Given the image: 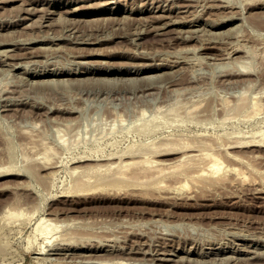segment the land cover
<instances>
[{
	"label": "rangeland",
	"instance_id": "1",
	"mask_svg": "<svg viewBox=\"0 0 264 264\" xmlns=\"http://www.w3.org/2000/svg\"><path fill=\"white\" fill-rule=\"evenodd\" d=\"M0 52V264H264V0H0Z\"/></svg>",
	"mask_w": 264,
	"mask_h": 264
},
{
	"label": "bare ground",
	"instance_id": "2",
	"mask_svg": "<svg viewBox=\"0 0 264 264\" xmlns=\"http://www.w3.org/2000/svg\"><path fill=\"white\" fill-rule=\"evenodd\" d=\"M159 7V6H158ZM166 8V7H165ZM113 9V8H112ZM158 9V8H157ZM162 9V8H161ZM164 10V9H163ZM169 10V9H168ZM167 10V11H168ZM155 11V10H154ZM164 12H166V11H164ZM30 13H32V12H30ZM162 13V12H161ZM50 14V13H49ZM158 15V14H157ZM160 15V14H159ZM162 15V14H161ZM166 15V14H165ZM46 16V15H45ZM163 16V15H162ZM167 17V16H166ZM160 18V17H159ZM165 18V17H164ZM158 19V18H157ZM161 19V18H160ZM171 19V18H170ZM169 19V20H170ZM44 20V19H43ZM168 20V21H169ZM179 21V20H178ZM162 22V21H161ZM164 22V21H163ZM171 22V21H170ZM168 23V22H167ZM171 23H173V22H171ZM162 25H164V27H165V24L163 23ZM161 26V25H160ZM167 27V26H166ZM30 39V38H29ZM6 43V42H5ZM23 43H25V42H23ZM12 43H10V45H11ZM13 44H14V42H13ZM4 45V44H3ZM5 51H7V50H5ZM4 51V52H5ZM1 52H3V51H1ZM0 52V53H1ZM6 53H9L8 51L6 52ZM5 53V54H6ZM2 54V53H1ZM4 54V53H3ZM7 56V55H6ZM9 57V56H8ZM8 57H6V58H8ZM13 57V56H12ZM4 58H5V56H4ZM3 58V59H4ZM11 58V57H10ZM29 61V60H28ZM8 62V61H7ZM21 62V61H20ZM27 62V61H26ZM23 63V62H22ZM6 64V63H5ZM12 64H15V63H12L11 62V65ZM16 66L18 65V64H15ZM10 67V66H9ZM21 67V66H20ZM13 68V67H12ZM11 70V69H10ZM23 70V69H22ZM22 70L20 69V71L22 72ZM25 70V69H24ZM121 70V69H120ZM19 71V72H20ZM26 71V70H25ZM43 71V70H42ZM94 71V70H93ZM40 72V71H39ZM50 72V71H49ZM81 72V71H80ZM23 73H24V71H23ZM35 73V72H34ZM29 74V73H28ZM256 98V97H255ZM255 98H253V99H255ZM259 100H260V98H259ZM249 102H251V101H249ZM259 102H261V101H258L257 99H255V100H253V102H252V104H253V106L251 105V103H250V105L253 107V108H255V107H257V109H258V107L259 106H257L258 105V103ZM263 105V104H262ZM255 106V107H254ZM261 107V106H260ZM258 111H259V109H258ZM258 111H255V109H254V111L253 112H255V113H257ZM146 124H148V123H146ZM145 124V125H146ZM148 126V125H147ZM146 126V127H147ZM264 130H261V131H259V132H263ZM261 135V134H260ZM259 135V136H260ZM262 135H263V133H262ZM256 136V135H255ZM246 140V139H245ZM202 143H204V140L202 141V140H200ZM247 141V144H249V141L251 142V141H253L252 143H250V145H255V144H264L262 141H264V139L261 137V138H253V139H250V140H246ZM246 141H243V140H241V141H239V142H246ZM260 142V143H259ZM206 143V142H205ZM172 144H174V143H172ZM171 143H170V146L172 145ZM187 145V144H186ZM185 145V146H186ZM195 145H197V144H195ZM201 145V144H200ZM212 145V144H211ZM211 145H210V147H211ZM170 146H168L167 147V149L170 147ZM192 146H194V145H192ZM202 146V145H201ZM188 147V146H187ZM195 147V146H194ZM228 147V146H227ZM229 147H230V145H229ZM172 148V147H171ZM191 148V147H190ZM199 148H202V147H199ZM198 148V149H199ZM192 149V148H191ZM137 150H139V151H141V152H143V151H146V148H143V147H141L140 149H137ZM184 150V149H183ZM182 150V151H183ZM202 150V149H201ZM186 151H187V149H186ZM189 151H191V150H189ZM204 151V150H203ZM148 152V151H147ZM173 152V151H172ZM200 152V151H199ZM191 153H193L192 151H191ZM163 154H165V153H163ZM184 154V153H183ZM189 154V153H188ZM194 154V153H193ZM202 154H204L205 155V157L206 156H210V153L209 152H201L199 155H202ZM213 154V153H212ZM198 155V154H197ZM197 155H195L194 154V156H187L188 157V161L187 160H185L184 159V157L182 158L181 156V160H183V161H181V162H178L179 163V165H180V167H181V165H184L182 168H181V170L179 171V170H177V171H175L177 168V166L175 167L176 169L174 170L176 173H178V174H185L186 172L188 173V171H191L190 170V168H193V167H195L196 168V166H194L195 164H193L192 166L193 167H189V165H187L188 167H185V165L186 164H189L190 162H192V161H194L195 160V158L194 157H196ZM198 155V156H199ZM204 155H202V156H204ZM127 156V155H126ZM185 156H186V154H185ZM198 156L196 157L197 159H198ZM202 156H200L201 158H202ZM145 158H143V159H141V160H139V161H136V160H125L124 159V157L123 156H121V157H119V166L118 167H116V170H115V172H117V176H114L112 179H114V182L115 183H124L125 181H129V183H137V182H142V178H144V179H146V180H148V181H153V180H156L157 178H159V177H163V176H165V175H167L166 173V168H169L170 166H173V165H175L176 164V161H175V163H173L174 162V160L172 161V163L168 160V162H167V160H165V159H155L154 160V158L152 159V158H150V157H148V156H144ZM152 157H154V156H152ZM211 157V156H210ZM209 157V158H210ZM132 158V157H131ZM210 159H212V164H211V166H216V167H218L216 170H214V171H212V173H210L209 175L206 173V171H205V168H198V169H196V170H198V174H197V176H200L201 178L202 177H206V175H208V177L210 176V178L209 179H207L208 181H209V183H210V181H212L213 180V182H217V181H220V180H222L221 179V174H220V172H219V170H220V162H219V159L216 157V156H213V157H211ZM177 160V159H176ZM204 160V159H203ZM179 161V160H178ZM188 162V163H183V162ZM200 161V160H199ZM142 163V162H147L148 164H140L139 166H137V167H135V168H132V165H136V163ZM195 162V161H194ZM193 162V163H194ZM204 162H205V160H204ZM210 162V161H209ZM155 163V164H154ZM200 163V162H199ZM204 164V163H203ZM134 165V166H135ZM138 165V164H137ZM198 165V164H197ZM202 165V164H201ZM205 165V164H204ZM109 166V165H108ZM133 166V167H134ZM203 166V165H202ZM130 167H131V169H130ZM106 168V170L107 171H109L108 169V167H105ZM172 168L173 167H171V170H172ZM178 169H179V167H178ZM206 169H208V168H206ZM172 170V171H173ZM195 170V171H196ZM211 170V169H210ZM75 171V170H74ZM105 170H103V172H104ZM106 171V172H107ZM219 172V173H218ZM169 173V172H168ZM175 173V174H176ZM189 173H191V172H189ZM172 174V173H171ZM170 174V175H171ZM174 174V173H173ZM175 174L174 175H172V176H175ZM191 174H193V173H191ZM177 175V174H176ZM187 175H189V174H187ZM108 176H111L110 174H108ZM169 176V175H168ZM179 176V175H178ZM184 177H185V175H183ZM177 177V176H176ZM181 177V176H180ZM190 177V176H189ZM191 177H192V175H191ZM185 178H187V177H185ZM207 178V177H206ZM206 178H204L205 180H206ZM125 180V181H124ZM206 180V181H207ZM207 181V182H208ZM74 182H75V186L77 187V188H79V187H81V186H83V185H85V182H84V180H82V178H79V177H77L75 180H74ZM206 182V183H207ZM212 182V183H213ZM208 184V183H207ZM152 214V213H151ZM155 214V213H154ZM157 214V213H156ZM47 220L46 219H42L41 221H40V223H39V225H41V226H43L44 225V223L46 222ZM52 223H47L45 226H46V228L44 227V229L46 230V232H50V230H51V227H50V225H51ZM43 230V229H42ZM51 241V240H50ZM263 244V243H262ZM264 245V244H263ZM242 246V245H241ZM253 246V245H252ZM185 247V246H184ZM243 247H245V246H243ZM248 247H250V245L248 246ZM259 247V246H258ZM252 248V247H251ZM257 248V247H256ZM53 249V248H52ZM164 249V248H163ZM177 249V248H176ZM240 249H242V248H240ZM250 249V248H249ZM260 249V248H259ZM50 250H51V248H50ZM95 250V249H94ZM235 250V249H234ZM248 250V249H247ZM59 251V250H58ZM131 251V250H130ZM184 251H186V250H184ZM197 251V250H196ZM204 251H206V250H204ZM237 251V250H236ZM250 251V250H249ZM256 251V250H255ZM257 251H259V250H257ZM50 252V251H49ZM48 252V253H49ZM51 252H53V251H51ZM57 252V251H56ZM60 252V251H59ZM168 252V251H167ZM171 252V251H170ZM208 252V251H207ZM220 252V251H219ZM234 252V251H233ZM240 252V251H239ZM245 252V251H244ZM156 253V252H155ZM174 253V252H173ZM193 253V252H192ZM201 253V252H200ZM222 253V252H221ZM230 253V252H229ZM57 254V253H56ZM214 254V253H213ZM218 254V253H217ZM258 254V253H257ZM216 255V254H215ZM232 255V254H231ZM235 255V254H234ZM252 255V254H251ZM250 255V256H251ZM255 255H256V253H255ZM254 255V256H255ZM259 255V254H258ZM169 256V255H168ZM167 256V257H168ZM201 256H203V255H201ZM220 256V255H219ZM239 256V255H238ZM245 256H246V254H245ZM248 256V255H247ZM164 257H165V255H164ZM191 257V256H190ZM223 257V256H222ZM226 257V256H225ZM237 257V256H236ZM240 257V256H239ZM242 257V256H241ZM154 258V257H153ZM169 258V257H168ZM228 258H229V256H228ZM227 258V259H228ZM233 258V257H232ZM235 258V257H234ZM175 259V258H174ZM241 259V258H240ZM243 259V258H242ZM173 260V259H172ZM236 260H238V259H236ZM231 261V260H230Z\"/></svg>",
	"mask_w": 264,
	"mask_h": 264
}]
</instances>
